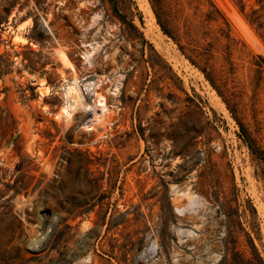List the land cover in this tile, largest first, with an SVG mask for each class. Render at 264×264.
<instances>
[{"label": "rangeland", "instance_id": "1", "mask_svg": "<svg viewBox=\"0 0 264 264\" xmlns=\"http://www.w3.org/2000/svg\"><path fill=\"white\" fill-rule=\"evenodd\" d=\"M132 2L154 50L110 0H0V264H218L222 202L264 258V160L235 120L264 154V0H210L228 38L197 0L161 1L228 103Z\"/></svg>", "mask_w": 264, "mask_h": 264}, {"label": "trees", "instance_id": "2", "mask_svg": "<svg viewBox=\"0 0 264 264\" xmlns=\"http://www.w3.org/2000/svg\"><path fill=\"white\" fill-rule=\"evenodd\" d=\"M112 6V12L116 17L120 20L121 24L124 25V30L127 33V37L129 39L136 40L142 44V46L147 43L149 45V49H153L152 45H150L142 36V33L139 31L137 26L133 23V19L131 16L136 12L133 11L132 0H110ZM152 3V7L155 13L156 21L158 22L160 29L164 34L169 36L178 46L179 50L183 53L184 48H186L183 44L179 43V39L181 36H189L190 28L188 24H182V32H179L178 24L173 22L174 16L173 12L166 6H164L161 1L163 0H149ZM198 4L206 5L207 9L204 13L205 19L208 21L218 22V31L225 38L229 37L228 30L225 28L224 20L218 9L210 2V0H197ZM157 5V6H156ZM133 6V7H132ZM125 9L126 12H121L120 10ZM129 16V17H128ZM139 22L141 23V16L138 14ZM223 20V21H222ZM222 23L223 25H221ZM208 46L206 45L202 47V50H197L196 48H186L188 54L184 53V56L189 60V62L196 67H198L204 76L209 80L210 84L214 87L217 94L224 99L226 103H228L229 98H224L223 94L216 87L213 82L214 76L211 70H208L205 61L207 60L206 53H208ZM154 50V49H153ZM204 61L203 65L200 66L198 62ZM232 113V112H231ZM236 123L240 129V134L244 141L247 142V145L251 149V151L257 155V157L264 160V154L261 150L252 145L250 136L248 135L243 124L238 121L236 118ZM238 206V204H237ZM219 209L225 212V225H226V234L222 237V246L223 251L222 255L219 259L218 264H264V258L260 254V252L255 247L252 238L248 231H246L239 221L238 217L240 216L237 208H232L230 204L227 202L219 203ZM246 219L252 226H257L256 222V212L252 205L247 209ZM236 227H238L239 231L243 232L244 241L243 247L238 249V235L235 233Z\"/></svg>", "mask_w": 264, "mask_h": 264}, {"label": "bare ground", "instance_id": "3", "mask_svg": "<svg viewBox=\"0 0 264 264\" xmlns=\"http://www.w3.org/2000/svg\"><path fill=\"white\" fill-rule=\"evenodd\" d=\"M151 15H152V14H151ZM248 34H249V33H248ZM253 37H254V36H253ZM157 43L160 44V40H157ZM161 44H162V43H161ZM161 44H160V45H161ZM172 56H174V55H172ZM69 85H70V84H69ZM71 85H72V84H71ZM73 86H74V85H73ZM73 86H72V87H73ZM69 87H71V86H68V88H69ZM72 91H74V90L72 89ZM75 91H76V90H75ZM67 92H68V91H67ZM69 92H70V90H69ZM69 92H68V93H69ZM213 93H214V92H213ZM64 96L67 97V93H65ZM216 96H217V95H216ZM64 99H65V98H64ZM69 100H70V99H69ZM69 100H68V101H69ZM215 100H216V99H215ZM215 100H213V101H215ZM66 101H67V100H66ZM217 101H218V100H216V102H217ZM70 102H71V101H70ZM96 103H97V105H99V106L103 105L102 98H101V97H100V98L98 97V98L96 99ZM70 104H71V103H70ZM70 104H69V106H70ZM214 104H215V103H214ZM64 105L66 106V103H65ZM73 105H74V104H73ZM215 105H216V104H215ZM221 105H222V102H221ZM65 106H63V107L61 108V109H62L61 112H62L64 115H66V116H67V115H71V114H70L71 111L68 112L67 109H66V107H67L68 105H67L66 107H65ZM69 106H68V108H69ZM85 107H86V106H85ZM81 108H82V107H81ZM86 108H87V107H86ZM89 108H90V107H89ZM89 108H88V109H89ZM88 109H87V110H88ZM90 109H91V108H90ZM70 110H71V109H70ZM84 111H85V110H84ZM72 112H73V111H72ZM89 112L92 113V109H91V111H89ZM87 114H88V113H87ZM261 198H262V197H261ZM259 199H260V198H259ZM258 201H259V200H258ZM260 202H261V201H260ZM258 203H259V202H258ZM262 203H263V202H262ZM262 203H260V206H259V209L262 211L261 213H263V211H264V206H263ZM263 215H264V213H263Z\"/></svg>", "mask_w": 264, "mask_h": 264}]
</instances>
